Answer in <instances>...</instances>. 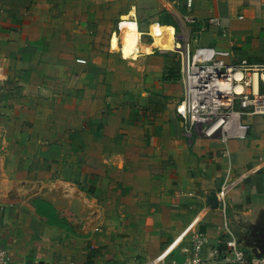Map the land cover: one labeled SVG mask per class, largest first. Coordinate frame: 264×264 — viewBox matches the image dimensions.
Segmentation results:
<instances>
[{"label": "crops", "instance_id": "0c3cea01", "mask_svg": "<svg viewBox=\"0 0 264 264\" xmlns=\"http://www.w3.org/2000/svg\"><path fill=\"white\" fill-rule=\"evenodd\" d=\"M182 1L184 11L163 0L168 16L156 21L174 26L171 47L140 30L136 55L120 22L140 29L139 0H0V244L14 263L134 264L164 254L172 264L190 255L198 231L210 264H230L227 227L248 256L264 254V114L244 115L247 137L226 144L185 135L173 49L184 17L194 46L264 60V0ZM211 16L221 25L201 30ZM116 59L137 63L132 80L115 73ZM227 175L224 211L212 196ZM51 191L79 199L83 217L41 198Z\"/></svg>", "mask_w": 264, "mask_h": 264}, {"label": "built area", "instance_id": "2783aa9c", "mask_svg": "<svg viewBox=\"0 0 264 264\" xmlns=\"http://www.w3.org/2000/svg\"><path fill=\"white\" fill-rule=\"evenodd\" d=\"M264 28V10L261 18ZM220 26L221 18L211 16L203 23L201 30L208 26ZM226 31L223 35H226ZM177 40L173 49L181 53L185 94L177 105V111L186 122L185 135L192 137L195 131L206 136L219 135L226 144L232 138L247 137L250 124L244 115L264 114V60L253 62L247 58L233 59L229 49L198 44L190 39ZM225 155L229 149L225 148ZM229 176L216 193L218 205L227 208L226 194ZM230 234L228 251L224 259L230 264H264V254L248 256L240 246L234 232ZM190 255L182 262L172 264H210L203 255L207 237L195 231L192 234ZM219 255L218 250H214ZM164 254L134 264H162ZM0 264H16L9 251L0 244ZM69 264H75L71 262Z\"/></svg>", "mask_w": 264, "mask_h": 264}, {"label": "rangeland", "instance_id": "374dc122", "mask_svg": "<svg viewBox=\"0 0 264 264\" xmlns=\"http://www.w3.org/2000/svg\"><path fill=\"white\" fill-rule=\"evenodd\" d=\"M172 3H174L175 5L179 4V7L181 8L182 11H184L181 7L182 4H184V2L182 0H177V2H173V0H169ZM139 2H141L142 7L140 10V19H139V24H140V30L143 31L144 33L142 34V39H148L151 38V29L156 28H169L172 31V35H174V31L175 28L172 25H167V26H162L163 24L160 22H156L159 20H164V18L168 16V12H167V8L164 5L163 0H139ZM138 16V15H137ZM183 20H180V23L176 26V39L179 40L182 43L183 38H187V34L185 33L186 29H185V22H187V20L182 17ZM124 19V18H123ZM125 19H129V17H126ZM124 19V20H125ZM154 26V27H153ZM141 37V35H140ZM123 39L125 40V38L123 37ZM193 44V43H192ZM194 45V44H193ZM169 50V49H168ZM172 50V49H170ZM175 53V58H177V62H178V66L181 64V53L179 51H174ZM174 58V59H175ZM176 60V59H175ZM130 67H132V69H129L128 67H126L125 65H123V63H121V61H119L118 59L114 60V68H115V73L120 72L122 70H127L129 71L130 75L132 76L130 78V80H132L134 78L135 75H132L133 72L138 70V66L137 63L136 64H129ZM124 66V67H123ZM135 70V71H134ZM137 74V73H136ZM115 79L120 81L121 78L116 77Z\"/></svg>", "mask_w": 264, "mask_h": 264}, {"label": "bare ground", "instance_id": "6f19581e", "mask_svg": "<svg viewBox=\"0 0 264 264\" xmlns=\"http://www.w3.org/2000/svg\"><path fill=\"white\" fill-rule=\"evenodd\" d=\"M123 30L122 37L125 38V44L129 53L137 55L140 52V35L141 31L138 28L137 22L132 19H125L120 22ZM154 27V26H153ZM152 36L154 38V45L161 48H170L171 39L173 38L172 31L169 28H154L152 29ZM127 52V53H128Z\"/></svg>", "mask_w": 264, "mask_h": 264}, {"label": "water", "instance_id": "95a60500", "mask_svg": "<svg viewBox=\"0 0 264 264\" xmlns=\"http://www.w3.org/2000/svg\"><path fill=\"white\" fill-rule=\"evenodd\" d=\"M45 191H47V189H45ZM48 192V191H47ZM53 191L49 192L48 194H42L41 198L51 202L54 204V206H56L57 208H63L68 206L77 216L79 217H83L81 214V209H82V203L80 202L79 199L77 198H72L71 200L69 199H61L58 196L56 197L55 195H53ZM215 196H212V199H216V194H214ZM55 196V197H54ZM216 205H217V199H216Z\"/></svg>", "mask_w": 264, "mask_h": 264}, {"label": "trees", "instance_id": "16d2710c", "mask_svg": "<svg viewBox=\"0 0 264 264\" xmlns=\"http://www.w3.org/2000/svg\"><path fill=\"white\" fill-rule=\"evenodd\" d=\"M164 24H171V22H163ZM41 202V204H43V205H46V206H48V212H49V214L50 215H55V216H57V215H62V212L63 211H61V210H58V209H56V208H54V207H52V205L51 204H49L48 202H46V201H40Z\"/></svg>", "mask_w": 264, "mask_h": 264}]
</instances>
